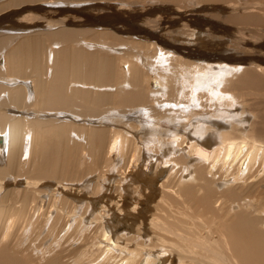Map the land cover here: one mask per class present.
<instances>
[{"label":"bare ground","instance_id":"6f19581e","mask_svg":"<svg viewBox=\"0 0 264 264\" xmlns=\"http://www.w3.org/2000/svg\"><path fill=\"white\" fill-rule=\"evenodd\" d=\"M0 264H264V0H0Z\"/></svg>","mask_w":264,"mask_h":264},{"label":"rangeland","instance_id":"374dc122","mask_svg":"<svg viewBox=\"0 0 264 264\" xmlns=\"http://www.w3.org/2000/svg\"><path fill=\"white\" fill-rule=\"evenodd\" d=\"M200 3V2H199ZM191 14V16H192V14L193 13H190ZM190 14L188 13V15L190 16ZM204 23L206 24V25H208V26H210L209 24H207V22H205L204 21ZM203 27L205 26V25H202ZM205 27H207V26H205ZM201 33H198V34H196V35H200ZM171 42H173V43H176L174 40H171ZM204 42V41H203ZM207 44V43H206ZM206 44H205V46H206ZM219 50V49H218ZM210 53V55H215V56H217V55H220L219 53L220 52H216V51H209ZM141 115H142V117L144 116V118H145V120H146V117H145V115L143 114V112L141 113V112H139ZM147 121V120H146ZM126 229H122L121 231H120V233H123L124 231H125ZM240 235L241 234H239L238 235V238H239V243H242L241 245H244L245 246V248H246V253H248L249 254V257H250V260L251 261H257V260H255L254 259V255H257V252H258V250H259V246H258V241L257 240H254L253 238H250V237H248L246 234L245 235H243V236H241L240 237ZM253 240V242H252V240ZM246 240V241H245ZM244 241V242H243ZM249 241V242H248ZM245 243L247 244V243H249V245L251 244L252 246H249V245H245ZM255 244V245H254ZM252 255H253V257H252ZM253 260H252V259ZM256 258V257H255ZM257 259V258H256Z\"/></svg>","mask_w":264,"mask_h":264}]
</instances>
